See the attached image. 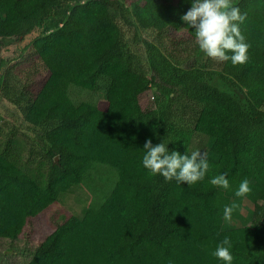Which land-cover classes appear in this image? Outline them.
Wrapping results in <instances>:
<instances>
[{
    "label": "trees",
    "instance_id": "obj_1",
    "mask_svg": "<svg viewBox=\"0 0 264 264\" xmlns=\"http://www.w3.org/2000/svg\"><path fill=\"white\" fill-rule=\"evenodd\" d=\"M235 2L252 59L234 67L199 49L181 19L192 0H0V99L22 128L0 149V239L18 240L96 166L117 174L102 203L58 225L27 264H223L212 253L225 237L232 264H264V0ZM25 52L17 75L11 62ZM72 88L105 106L74 102ZM195 135L214 139L203 181L143 167L146 140L183 155ZM219 174L229 190L211 185ZM245 178L252 192L236 197ZM243 201L252 219L225 226L224 207Z\"/></svg>",
    "mask_w": 264,
    "mask_h": 264
},
{
    "label": "clouds",
    "instance_id": "obj_2",
    "mask_svg": "<svg viewBox=\"0 0 264 264\" xmlns=\"http://www.w3.org/2000/svg\"><path fill=\"white\" fill-rule=\"evenodd\" d=\"M181 19L187 28L194 29L196 44L209 58L218 63L230 61L234 67L251 62V45L246 42L240 28L246 14L240 12L235 0H192L190 9ZM143 149V167L154 176H162L167 182L175 180L192 187L203 181L210 169L206 154L199 150L182 155L176 150L169 151L168 144L163 141L153 145L151 139L146 140ZM210 183L224 190L230 189V182L224 174L216 175ZM251 192L250 182L245 178L234 194L243 198ZM237 207L236 204L224 207L225 221L232 220V213ZM231 248L230 238L225 237L212 255L223 264H232L234 256Z\"/></svg>",
    "mask_w": 264,
    "mask_h": 264
},
{
    "label": "rangeland",
    "instance_id": "obj_3",
    "mask_svg": "<svg viewBox=\"0 0 264 264\" xmlns=\"http://www.w3.org/2000/svg\"><path fill=\"white\" fill-rule=\"evenodd\" d=\"M174 38L184 40L185 32L173 34ZM19 43L10 47L9 56L17 50ZM182 47L186 48L185 45ZM29 52L23 53L17 60L11 62L14 73L21 75L30 64ZM149 78L151 75L148 76ZM152 93H147L142 98V106H146L152 101ZM71 97L74 102L79 103L91 100L105 106L102 95L97 92H87L78 88H72ZM19 131V132H18ZM22 132L20 122L11 116L8 103L0 99V149H3L8 142L14 141V133L20 135ZM214 139L205 135H195L190 146V153L199 150L206 154L207 159H213L212 146ZM90 180L76 186L68 196L58 203L42 212L38 217L31 219L24 229L23 234L16 241L0 239V264H27L31 258V251L38 247L56 228L70 217L81 213L82 209L90 205H99L103 198L110 193L117 181V174L108 167L96 166L90 171ZM88 179V178H87ZM238 205L232 213V220L225 221V226L235 227L246 225L252 219V205L247 201Z\"/></svg>",
    "mask_w": 264,
    "mask_h": 264
},
{
    "label": "water",
    "instance_id": "obj_4",
    "mask_svg": "<svg viewBox=\"0 0 264 264\" xmlns=\"http://www.w3.org/2000/svg\"><path fill=\"white\" fill-rule=\"evenodd\" d=\"M56 161H58V158H56Z\"/></svg>",
    "mask_w": 264,
    "mask_h": 264
}]
</instances>
